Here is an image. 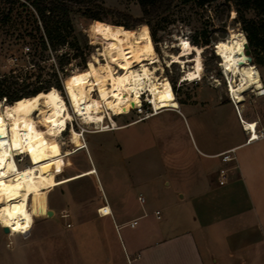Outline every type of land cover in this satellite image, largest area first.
Here are the masks:
<instances>
[{"label":"rangeland","instance_id":"1","mask_svg":"<svg viewBox=\"0 0 264 264\" xmlns=\"http://www.w3.org/2000/svg\"><path fill=\"white\" fill-rule=\"evenodd\" d=\"M96 4L97 6L90 8L89 13L105 18L101 22L103 24L118 25L125 22L132 25L133 19L141 16L136 0H99ZM222 4L221 0L201 8L193 3H178L168 13L150 21L149 25L136 24L130 28L131 31L128 32H135L141 25L147 26L158 58L156 64L163 66L161 75L168 80L171 94L161 97V111L150 117L143 119L144 114L149 113L152 108L150 109L149 103L141 104L142 99L137 103V106L142 105V113L130 109L112 116L116 125L141 120L121 131L109 132L105 130L114 125L104 113V120L90 123H85L76 116L65 90L68 80L87 73V61L103 47L90 32L92 21L82 11L73 14V35L78 40L85 63L80 57H76L61 69L58 63L60 55L63 54V58L72 56L74 51L61 46L56 52L48 50L40 56L39 51L31 45L32 41L25 35L26 32L34 33L31 17L18 7L14 9L12 21L2 20L1 11L5 5L0 0V78L8 79L6 82L10 91L23 92L38 86L47 88L55 86L57 82L61 86V92L54 87L39 91L50 105L47 117L55 122L56 129V135L51 136L55 150L50 153V159L44 161L48 167L43 166L42 169L51 170L56 179L89 168L95 170V175L79 176L58 187L30 195L26 203L25 228L15 230L0 223V264H14L3 262L4 258H32L33 264H80L78 260L81 261V254L84 255L88 249L87 246H81L93 244L92 238L88 239L90 242H84L81 237V233L92 235L93 231L82 232L81 225L85 224V229H93L92 225L99 222L94 214L98 204L105 201L124 214L141 213L136 201L137 190L128 185L126 162L131 157H127L130 153L127 140L134 141V146L142 151L139 160L145 165L139 171L156 182V190L153 192H164L157 177L158 150L170 143L189 148L193 142L192 133L196 132L191 117L205 118L212 113L205 97L215 93L211 87L217 84L214 79L218 80V88L228 95V78L223 74L220 57L215 54V45L219 40L228 38L231 29L242 33L243 30L233 6L226 12ZM246 17L256 20L260 18L252 11L246 12ZM113 22L116 24H112ZM203 31L209 42L206 45L202 43L204 40L200 34ZM152 32L155 34L154 38L151 36ZM194 38L200 42L199 46L191 45ZM68 40L70 42L72 38L69 37ZM26 46L30 48L28 51ZM250 56L252 57L251 52ZM173 57L177 61L172 62ZM99 62H103L102 57H99ZM258 70L264 82V65L259 66ZM200 87L205 88L199 91ZM243 95L242 104L254 111L256 94L247 91ZM92 96L97 97L95 91ZM192 98L195 100L190 105ZM176 99L183 103V115L170 111L173 107L178 108ZM1 101V109L7 110L10 106L3 99ZM50 102L54 103V108ZM26 108L30 109V106ZM259 111L261 112L260 107H257L254 112ZM226 112L229 113V125L241 128L239 114L233 109H227ZM29 116L34 120L38 131H46L51 126L42 122L43 113L39 110H30ZM100 129L103 132H97ZM15 159L19 167L33 162L25 151L15 155ZM58 162L64 165L57 170ZM2 176L4 170L0 167V177ZM150 201L163 210L161 200L151 198ZM48 210H51V216L46 214ZM162 214L165 215L166 212L163 211ZM3 227L8 232H4ZM21 264L29 263L24 260Z\"/></svg>","mask_w":264,"mask_h":264},{"label":"crops","instance_id":"2","mask_svg":"<svg viewBox=\"0 0 264 264\" xmlns=\"http://www.w3.org/2000/svg\"><path fill=\"white\" fill-rule=\"evenodd\" d=\"M211 87L215 93L205 99L212 113L191 117L196 132L189 148L170 143L158 150L157 177L163 193L153 192L156 182L139 171L145 165L139 160L142 151L127 140V157H131L126 162L128 185L137 190L141 213L124 214L103 200L94 209L99 222L93 229L81 225L82 232L93 231L92 235L81 233L84 242L92 238L93 244L81 246L88 249L78 263L264 264V135H260L264 134V96L256 95L253 109L261 110L256 113L242 103L235 107L224 90L216 84ZM177 103L178 108L170 111L183 115V103ZM227 109L239 114L241 124L255 123L259 138L247 142L251 130L244 131L242 125L232 128ZM139 120L105 131L118 132ZM230 149L234 159L223 162L220 155ZM221 168L228 170L223 185L218 184ZM151 198L161 200L163 210ZM102 207L109 213L100 214ZM133 220L137 224L130 226ZM24 260L33 264L32 258H4L3 262L21 264Z\"/></svg>","mask_w":264,"mask_h":264},{"label":"bare ground","instance_id":"3","mask_svg":"<svg viewBox=\"0 0 264 264\" xmlns=\"http://www.w3.org/2000/svg\"><path fill=\"white\" fill-rule=\"evenodd\" d=\"M90 32L103 47L87 61V73L65 84L75 115L83 122L90 123L104 120V113L114 125L110 129H115L117 125L112 116L121 111L137 109V103L144 93L146 102L152 108L151 115L159 113L161 97L171 94V86L161 75L163 66L156 64L158 58L147 26L141 25L135 32H128L120 25L93 20ZM227 37L216 43L215 54L220 57L223 74L228 78V95L237 105L244 101L243 94L247 91L264 96L260 71L248 61L245 53L247 40L244 33L231 29ZM99 57H102V63ZM174 61L177 60L173 57ZM181 64L185 69L184 63ZM213 81L219 84L217 79ZM93 91L96 98L92 96ZM1 102L0 129L4 135L0 136V167L4 170V176L0 177V223L19 230L27 224L26 203L30 195L58 187L79 176L94 174L95 170L90 168L56 179L51 170L42 169L43 166L48 167L44 161L49 160L50 153L55 150L51 136L56 135L55 122L47 117L50 105L43 94L32 102L7 110L1 109ZM26 106H30V109ZM30 110L43 113L42 122L51 126L46 131H38L29 116ZM244 126L255 135V123H245ZM22 151L33 162L19 167L15 155ZM98 212L109 213L107 207L100 208Z\"/></svg>","mask_w":264,"mask_h":264},{"label":"trees","instance_id":"4","mask_svg":"<svg viewBox=\"0 0 264 264\" xmlns=\"http://www.w3.org/2000/svg\"><path fill=\"white\" fill-rule=\"evenodd\" d=\"M99 0H3L5 5L4 10L1 11L2 20H11L14 9L20 7L31 17L33 24L32 32H26L27 38L32 41L31 45L39 51L40 56L48 50L56 52L61 46H67L73 50L72 56L64 57L63 54L59 57V66L67 64L71 59L80 57L85 63V58L82 56L80 45L76 36L73 35V14L76 11H82L83 15L90 21L98 20L105 21V18L94 13H89L93 6H97ZM221 0H136L141 16L133 19V24L119 23L126 31H131L133 25L147 24L152 20L168 13L174 5L193 3L198 7H204L214 2ZM222 6L226 12L233 6L238 15V20L242 24V30L247 40L248 48L253 57L256 66L264 65V0H222ZM252 11L260 18H247L246 12ZM129 17V16H128ZM116 24V23H112ZM203 36V44H208L206 33L200 32ZM154 32L151 33L154 38ZM72 40L69 42L68 38ZM200 42L194 38L192 46H199ZM29 48V46H26ZM33 49V48H32ZM30 53V52H29ZM261 53V55H259ZM13 77V76H11ZM7 78H0V100H4L10 107H16L32 102L41 94L39 91H47L54 87L61 92L59 82L45 88L44 86L34 87L31 90L18 92L10 91L7 85ZM16 83L17 82H13ZM12 85V84H11ZM39 94V95H38ZM44 95V94H43ZM51 103V102H50ZM54 108V103H51ZM64 164L57 163V170L62 168Z\"/></svg>","mask_w":264,"mask_h":264},{"label":"built area","instance_id":"5","mask_svg":"<svg viewBox=\"0 0 264 264\" xmlns=\"http://www.w3.org/2000/svg\"><path fill=\"white\" fill-rule=\"evenodd\" d=\"M25 49L28 51V47H25ZM227 84H228V82H227ZM227 89H228V88H227ZM229 97H230L232 103L234 104V106L236 107V103L233 101V99H232V97L230 96V94H229ZM141 99H142L141 104H142L143 102H146V95L142 94V95H141ZM146 103H147V102H146ZM150 109H151V107H150ZM136 110H138V113H142V105L139 106V107H137ZM153 112H154V111H153ZM151 114H152V109H151V111H150L149 113L146 112V113L144 114V117H143V118L148 117V116H150ZM241 125H242V128H243L244 131L250 133V130H248V129L244 126V124H241ZM260 135H264V134H260ZM253 136H254V138H253ZM258 138H259V137H258V134L253 135V131L251 130V133H250V135L247 137L246 141H247V142H250V141H253V140L258 139ZM233 154H234V150H233V149L227 150V151L223 152V153L220 155V156H221V160H222L223 162L231 161V160L234 159V155H233ZM227 173H228L227 168H221V169L218 171V184H219V185H223V184L226 182V180H227ZM138 201H139L140 203H143V202H144V198H143L142 196H139V197H138ZM155 213H156V215H157V217H158V216H159V213H158V212H155ZM136 224H137V220H133L132 222H130L129 225H130V226H135Z\"/></svg>","mask_w":264,"mask_h":264},{"label":"water","instance_id":"6","mask_svg":"<svg viewBox=\"0 0 264 264\" xmlns=\"http://www.w3.org/2000/svg\"><path fill=\"white\" fill-rule=\"evenodd\" d=\"M245 48H246L245 53H246L247 56H248V61L252 63V57L250 56V50L248 49V44H247V43H245ZM46 214H47L48 216H51V215H52L51 210H48V211L46 212ZM3 231H4V232H8V229L5 228V227H3Z\"/></svg>","mask_w":264,"mask_h":264},{"label":"snow or ice","instance_id":"7","mask_svg":"<svg viewBox=\"0 0 264 264\" xmlns=\"http://www.w3.org/2000/svg\"><path fill=\"white\" fill-rule=\"evenodd\" d=\"M4 135V132L2 129H0V136H3ZM47 170V169H46Z\"/></svg>","mask_w":264,"mask_h":264}]
</instances>
